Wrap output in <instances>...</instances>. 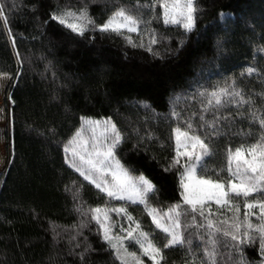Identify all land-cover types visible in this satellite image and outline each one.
Listing matches in <instances>:
<instances>
[{
    "label": "trees",
    "instance_id": "obj_1",
    "mask_svg": "<svg viewBox=\"0 0 264 264\" xmlns=\"http://www.w3.org/2000/svg\"><path fill=\"white\" fill-rule=\"evenodd\" d=\"M137 3L148 0H0V50L12 48L16 56L8 87L14 103L10 157L0 182V264H120L89 211L103 207L107 197L65 159L64 148L82 118H111L125 137L117 157L133 174L142 173L156 185L150 203L166 212L181 199L182 169L164 170L175 155L172 130L199 113L205 99L199 93L235 79L260 105L264 0H195L192 32L166 26L162 18L152 20L142 24L141 31L154 30L158 42L149 45L145 33L144 47H133L124 36L91 25L80 36L51 19L58 11L87 9L95 24L102 25L117 8L134 10ZM161 13L157 7L152 15ZM126 35L136 44L141 41L136 33ZM250 66L257 72L242 75ZM233 127L253 135L229 133L216 138L218 155L210 168L223 165L228 147L251 143L260 135L250 118ZM255 197L264 199L262 194ZM128 211L145 231L151 229L158 239L164 238L141 205H130ZM243 213L241 204V219ZM251 219L257 223L254 216ZM182 221L191 223V216ZM185 235L191 246L164 249L162 264H186L190 259L200 264L206 247L200 239L203 230L188 228ZM244 247L251 264H261L258 241ZM129 250L140 252L138 247ZM217 250V264H235L232 249L220 243Z\"/></svg>",
    "mask_w": 264,
    "mask_h": 264
},
{
    "label": "snow or ice",
    "instance_id": "obj_2",
    "mask_svg": "<svg viewBox=\"0 0 264 264\" xmlns=\"http://www.w3.org/2000/svg\"><path fill=\"white\" fill-rule=\"evenodd\" d=\"M157 7L162 9V13L153 16ZM196 12L195 0H148V3H137L134 10L132 6L117 8L102 25L95 24L87 9L78 13L58 11L52 14L51 19L80 36L91 25L99 31L124 36L133 47H144L145 33L149 36V45L156 44L158 40L154 30L145 27L142 32V24L148 25L152 20L162 18L166 26H179L185 32H192L196 26ZM126 33L139 35L140 43L136 44ZM148 51H152L151 46ZM256 72L257 69L250 66L242 75L252 76ZM199 95L205 97L199 113L188 116L182 125L172 130L175 155L164 170L170 171L177 166L182 169L179 172L181 199L166 212L150 203V197L157 192L156 185L142 173L133 176L117 157L116 150L125 137L111 120L82 118V127L64 148L65 153L71 155L70 160L66 156L69 166L107 197L103 207L89 211L91 219L99 225L102 239L114 251L120 264H144L141 255L135 250L130 251L126 241L137 246L152 264H162L164 249L182 247L186 243L191 246L190 236L185 235L188 228L203 230L200 239L206 247L200 264H217V246L220 243L236 253L235 264H251L244 246L257 241L261 264H264V199H248L255 194L264 195V91L258 94L261 103L257 105L242 84L233 79L223 87L200 92ZM233 108L235 111H226ZM173 115L181 119L179 113L173 111ZM249 118L258 125L260 135L251 143L242 142L235 148L228 147L223 165L210 168L213 158L218 155L216 138L229 133L251 137V132L233 127L235 122ZM86 130L91 133L88 137L84 135ZM110 201L124 203L114 206ZM241 204L244 208L242 219ZM130 205L142 206L151 223L163 234L162 240L151 229L144 230L142 222L128 211ZM253 209H258V213ZM111 213L128 222L127 227L119 226V233L114 231L117 221L113 220ZM189 215L191 223L185 224L181 217ZM253 216L257 223H253ZM186 264H196V260H187Z\"/></svg>",
    "mask_w": 264,
    "mask_h": 264
},
{
    "label": "rangeland",
    "instance_id": "obj_3",
    "mask_svg": "<svg viewBox=\"0 0 264 264\" xmlns=\"http://www.w3.org/2000/svg\"><path fill=\"white\" fill-rule=\"evenodd\" d=\"M14 63H16V56H14V52L12 48H7L5 50H0V182L3 176V171L8 165L10 150H9V144H10V138H9V125H10V111L13 106V101L11 98V93L8 91V87L10 83L12 82L13 75L15 74L13 66L15 67ZM90 120H99V121H105V120H111V118L104 117L103 119H95L91 118ZM112 121V120H111ZM113 122V121H112ZM114 123V122H113ZM82 127V122L81 126ZM79 128V129H80ZM78 129V130H79ZM84 135L86 137L90 136L91 133L87 130L84 132ZM68 146V145H67ZM65 155L68 157V160L71 159L70 153H65ZM66 159V158H65ZM68 163V162H67ZM122 163V162H121ZM69 165V163H68ZM130 173L133 176H139L133 174L131 171ZM250 199L252 196L249 197ZM257 198V197H255ZM122 201H112L110 204L114 206H120ZM215 205H213L214 207ZM186 207V206H185ZM253 212L258 213V209H253ZM112 218L114 221H117V227L114 229L116 233H119V226L123 225L124 227L128 226V222L123 218V221H119L120 217H117L115 213H111ZM116 216V218H114ZM252 218V217H251ZM182 220H184V217H181ZM129 245V248L137 247L135 245H132L131 242H125ZM138 255H141L142 259H146L147 261L151 262V260L148 259V257L143 256L141 252L137 253ZM144 264H147L145 261Z\"/></svg>",
    "mask_w": 264,
    "mask_h": 264
}]
</instances>
